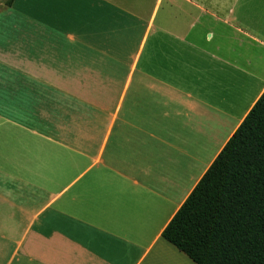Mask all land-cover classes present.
<instances>
[{"label":"crops","instance_id":"0c3cea01","mask_svg":"<svg viewBox=\"0 0 264 264\" xmlns=\"http://www.w3.org/2000/svg\"><path fill=\"white\" fill-rule=\"evenodd\" d=\"M166 1L0 0V264H195L163 233L264 93V0Z\"/></svg>","mask_w":264,"mask_h":264},{"label":"trees","instance_id":"16d2710c","mask_svg":"<svg viewBox=\"0 0 264 264\" xmlns=\"http://www.w3.org/2000/svg\"><path fill=\"white\" fill-rule=\"evenodd\" d=\"M163 238L195 264H264V93Z\"/></svg>","mask_w":264,"mask_h":264},{"label":"rangeland","instance_id":"374dc122","mask_svg":"<svg viewBox=\"0 0 264 264\" xmlns=\"http://www.w3.org/2000/svg\"><path fill=\"white\" fill-rule=\"evenodd\" d=\"M166 4H171V1L170 0H167L166 1ZM252 55V54H250ZM247 57L248 55L245 56V60H247ZM247 63V61H246ZM248 70V69H247ZM127 77H125L126 79ZM247 77L245 76L244 80H245V84L247 86ZM240 80V79H239ZM116 84L122 88L124 86V80H117ZM119 96V95H118ZM251 97V94L250 93H246L244 94V103H246ZM128 110V98H127V102L125 104V107H124V113ZM112 137H128V126H125L123 122H118L117 125H116V128L113 132V135ZM216 137H214V141H215ZM223 139V137H218L217 140H221ZM216 140V141H217Z\"/></svg>","mask_w":264,"mask_h":264}]
</instances>
